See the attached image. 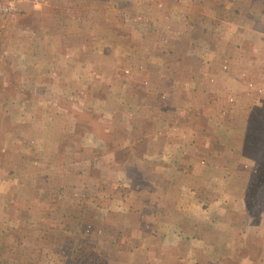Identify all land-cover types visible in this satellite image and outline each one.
<instances>
[{"label": "rangeland", "instance_id": "obj_1", "mask_svg": "<svg viewBox=\"0 0 264 264\" xmlns=\"http://www.w3.org/2000/svg\"><path fill=\"white\" fill-rule=\"evenodd\" d=\"M182 158L264 229V0H0V264H145Z\"/></svg>", "mask_w": 264, "mask_h": 264}, {"label": "crops", "instance_id": "obj_2", "mask_svg": "<svg viewBox=\"0 0 264 264\" xmlns=\"http://www.w3.org/2000/svg\"><path fill=\"white\" fill-rule=\"evenodd\" d=\"M190 162L182 158L178 173L172 176L158 174V176L148 178V182L154 183V194L159 196L160 201L165 199V204L168 205L164 208L165 214L177 217L175 221L168 220V224H161L162 227L165 226L167 232L170 230L169 233L163 236H150L151 238L145 239L141 244L144 263L264 264V229L258 225L249 226L251 224L245 221L249 219L246 201L239 206L226 205V207L217 208L215 198L218 197L211 190L206 188L205 194H201L202 177L200 173L204 169ZM206 166L212 167L209 164ZM190 168L193 175L189 174ZM210 172L207 170V174ZM163 187H166V192L163 191ZM169 190L173 193L166 194ZM184 195L190 199H193V195L200 196L202 206H189L190 201L186 200L182 202ZM152 197L156 198L154 195ZM215 214L222 215V217L215 218L213 217ZM226 214H228L227 218L224 217ZM229 215H242L241 219L244 221L242 230L234 226L233 219H230ZM220 220L222 224L219 223ZM219 225H222V228ZM3 231L6 233L7 225ZM201 232L206 237L200 238Z\"/></svg>", "mask_w": 264, "mask_h": 264}, {"label": "trees", "instance_id": "obj_3", "mask_svg": "<svg viewBox=\"0 0 264 264\" xmlns=\"http://www.w3.org/2000/svg\"><path fill=\"white\" fill-rule=\"evenodd\" d=\"M94 252V251H93ZM102 256L100 255V253L94 252V253H90V255H86L83 257L84 259V263L85 264H94V262L100 263V264H104V261H102ZM81 261H83L82 259L80 261H77V264H79Z\"/></svg>", "mask_w": 264, "mask_h": 264}]
</instances>
